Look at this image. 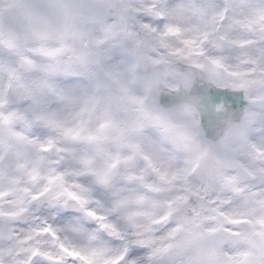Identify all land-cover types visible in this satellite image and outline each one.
<instances>
[{
    "label": "clouds",
    "instance_id": "clouds-1",
    "mask_svg": "<svg viewBox=\"0 0 264 264\" xmlns=\"http://www.w3.org/2000/svg\"><path fill=\"white\" fill-rule=\"evenodd\" d=\"M0 264H264V0H0Z\"/></svg>",
    "mask_w": 264,
    "mask_h": 264
}]
</instances>
